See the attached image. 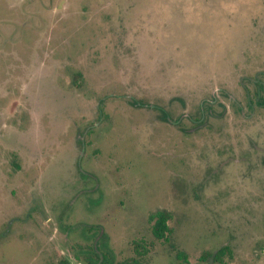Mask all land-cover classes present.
<instances>
[{"label":"rangeland","instance_id":"374dc122","mask_svg":"<svg viewBox=\"0 0 264 264\" xmlns=\"http://www.w3.org/2000/svg\"><path fill=\"white\" fill-rule=\"evenodd\" d=\"M256 76L264 0H0V264H264Z\"/></svg>","mask_w":264,"mask_h":264},{"label":"trees","instance_id":"16d2710c","mask_svg":"<svg viewBox=\"0 0 264 264\" xmlns=\"http://www.w3.org/2000/svg\"><path fill=\"white\" fill-rule=\"evenodd\" d=\"M249 82L254 86L253 99L248 101L249 108H252V104L263 106L264 105V77L249 79ZM248 95V93H246ZM211 101H214L212 97L210 100L206 101V111L202 108H198V120H201L211 113ZM210 111V112H209ZM161 117H168L164 111H160ZM169 213L164 210H158L150 216V221H153L151 227V234L157 240H168V233L171 232L168 227L167 221L169 219ZM152 245V242L134 241L133 250L135 256L116 261L115 263H110L106 253L98 251L95 246L89 245L85 249L87 251L83 252L81 255L76 256V260L82 262L83 264H143L146 254L148 253V247ZM174 247V246H172ZM230 249L227 245H222L212 251H206L200 256V261L206 264H213L214 262L222 263L223 257L229 255ZM177 257L185 260V255L180 251L176 253ZM58 264H70L66 259H62Z\"/></svg>","mask_w":264,"mask_h":264},{"label":"flooded vegetation","instance_id":"af4514ba","mask_svg":"<svg viewBox=\"0 0 264 264\" xmlns=\"http://www.w3.org/2000/svg\"><path fill=\"white\" fill-rule=\"evenodd\" d=\"M213 103V101H211V103L210 104H212ZM210 112V111H209ZM211 113V112H210Z\"/></svg>","mask_w":264,"mask_h":264}]
</instances>
